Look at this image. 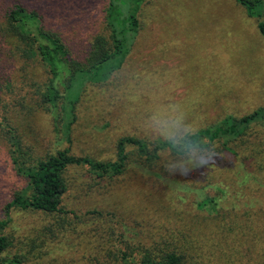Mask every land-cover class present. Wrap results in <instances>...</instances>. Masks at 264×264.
I'll return each mask as SVG.
<instances>
[{"label": "rangeland", "instance_id": "1", "mask_svg": "<svg viewBox=\"0 0 264 264\" xmlns=\"http://www.w3.org/2000/svg\"><path fill=\"white\" fill-rule=\"evenodd\" d=\"M106 5L107 0H40L42 25L61 36L72 57L83 59L93 37L108 35ZM138 20L120 70L105 83L84 86L69 143L51 114L33 106L38 95L31 80L15 72L8 89L2 80L6 117L32 157L69 149L74 156L114 161L122 137L163 139L153 117L179 118L196 132L226 116L264 108V37L235 0H142ZM0 63L2 78L18 67ZM33 70L38 83L51 77L42 65ZM2 110L0 104V121ZM228 146L230 151L216 152L211 165L192 176L186 168L180 174V158L168 150L148 166L132 146L119 176L99 179L86 166H72L64 174L61 204L68 213L12 209L7 230L23 241H45L41 253L49 254L35 264H96L95 258L108 260L107 255L119 262L122 252L138 259V247L182 250L184 237L214 233L217 223H234L230 229L238 239V223H245L243 257L235 261L264 264V128L253 124ZM23 187L1 138L0 209ZM216 195L219 209L230 212L224 222L196 209L201 196ZM30 250L29 245L23 252Z\"/></svg>", "mask_w": 264, "mask_h": 264}, {"label": "trees", "instance_id": "2", "mask_svg": "<svg viewBox=\"0 0 264 264\" xmlns=\"http://www.w3.org/2000/svg\"><path fill=\"white\" fill-rule=\"evenodd\" d=\"M142 0H107L105 8L106 30L108 35L99 34L93 37L88 51L83 59H76L62 41L61 36L52 29L42 25L43 14L40 11V0H0V61H9L18 66L11 73L0 79L6 84V89L13 86L15 72L18 77L28 78L35 87L38 98L33 106L49 112L62 138L69 143L72 124L76 121L75 108L79 102L82 90L87 83L102 84L120 70L139 30L138 12ZM245 8L249 17L256 20L258 32L264 37L263 0H235ZM35 64L42 65L50 76L38 83L33 68ZM2 64L0 63V66ZM28 67L31 71L28 72ZM17 69V70H16ZM3 67L0 71L4 72ZM49 74V75H50ZM13 76V77H12ZM20 101L17 103L19 104ZM2 105L0 129L2 140L7 141L10 149L12 165L16 173L23 177L25 187L14 194L0 209V264H35L49 253H41L45 241L37 245L35 241L21 240L9 231L10 212H38L44 215L68 213L62 209V198L67 191L64 178L65 171L72 166H86L96 178H113L124 171L128 154L126 148L132 146L139 158L145 164H151L161 157V152L167 150L174 156V150L164 139L148 142L142 138L122 137L116 145L114 161H99L88 156L71 155L69 149L57 150L43 157H32L29 147H23L21 136L17 135L16 127L6 117ZM57 110V111H55ZM16 113V112H15ZM14 113V114H15ZM8 118V119H7ZM13 119V118H12ZM259 123L264 128V108L240 118L226 116L218 123L198 130L195 133L201 139L209 138L217 146V152L230 151L228 143L241 138L248 129ZM149 166V165H148ZM157 175V174H156ZM159 176V174L157 175ZM218 192H221L218 190ZM222 193V192H221ZM223 194V193H222ZM219 196H201L197 202V211H204L220 222H224L230 212L219 209ZM214 233H205L183 238L182 250L141 249L138 259H130L122 252L120 260H99L96 264H239L236 259L243 257V230L245 223H238V239L231 233L234 223H217ZM53 234V229H47ZM31 246L28 253L24 247ZM39 250L37 255H32ZM51 252V251H49ZM43 255V256H42Z\"/></svg>", "mask_w": 264, "mask_h": 264}, {"label": "clouds", "instance_id": "3", "mask_svg": "<svg viewBox=\"0 0 264 264\" xmlns=\"http://www.w3.org/2000/svg\"><path fill=\"white\" fill-rule=\"evenodd\" d=\"M155 131L174 149L180 158L181 175L192 176L199 169H205L212 163L217 152V145L209 138L201 139L183 124L179 118L153 117ZM176 171V169H170Z\"/></svg>", "mask_w": 264, "mask_h": 264}]
</instances>
